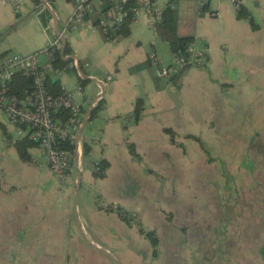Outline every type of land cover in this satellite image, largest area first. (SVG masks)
Here are the masks:
<instances>
[{
	"label": "crops",
	"instance_id": "crops-1",
	"mask_svg": "<svg viewBox=\"0 0 264 264\" xmlns=\"http://www.w3.org/2000/svg\"><path fill=\"white\" fill-rule=\"evenodd\" d=\"M14 1L17 12L0 0V58L37 52L63 32L70 52L63 54L64 44L61 54L71 59L54 63L62 72L47 83L58 80L60 91L74 92L82 122L62 183L35 144L29 161L19 157L14 143L21 138L0 112V264H264V0H243L240 15L229 0H155L162 10L175 5L177 34L191 36L207 55L203 66H186L169 79L150 66L151 53L165 65L173 56L165 61L164 41L144 16L130 23L127 36L108 40L94 24L116 15L105 0H91L93 13L75 26L69 25L72 0ZM138 98L142 110L134 121ZM204 134L230 142L226 156L239 157L238 171L250 177L225 186L224 202L206 204L208 191L202 215L192 214L201 199L197 186L190 201L182 197L180 219L190 228H169L166 193L151 175L168 172L169 151L185 156V146L196 147L199 155L192 136L203 142ZM100 160L108 165L96 178ZM186 162L179 168L198 173V161L195 169L193 159ZM108 202L139 214L141 229L158 239L156 254L143 231L102 211Z\"/></svg>",
	"mask_w": 264,
	"mask_h": 264
},
{
	"label": "built area",
	"instance_id": "built-area-1",
	"mask_svg": "<svg viewBox=\"0 0 264 264\" xmlns=\"http://www.w3.org/2000/svg\"><path fill=\"white\" fill-rule=\"evenodd\" d=\"M74 4L69 25L75 26L84 22L93 13L91 0H72ZM117 9L111 18L100 17L98 26L105 38L110 31H116L121 22L129 15L132 21L145 17L153 32L162 16V9L155 0H135L130 8L127 0H109ZM208 0H200L201 4ZM234 9L241 8L243 0H229ZM10 2L17 12L20 4ZM169 7L174 10L175 5ZM218 16V12L211 11ZM157 35V34H156ZM63 32L56 35L47 47L33 53L21 55L12 52L2 54L0 58V112L12 124L19 138L28 137L38 148L39 157L52 174L60 181L66 182L72 167L73 152L69 146L75 143L77 131L82 122V104L76 100L73 91L63 90L53 94L47 84L50 75H58L62 70L54 67L56 53L62 51ZM173 61L169 65L161 63L154 53L150 54V66L156 76L172 78L186 66H203L207 61L204 50H197L193 42L189 43L184 52L172 54ZM75 64V62H74ZM21 73L30 80L29 87L14 88L13 77ZM111 79L110 76L107 77ZM80 90V87H77ZM96 164L94 170H98ZM108 207V206H107ZM114 211L118 206L114 205ZM130 214V213H129ZM131 218V214L127 215Z\"/></svg>",
	"mask_w": 264,
	"mask_h": 264
},
{
	"label": "rangeland",
	"instance_id": "rangeland-1",
	"mask_svg": "<svg viewBox=\"0 0 264 264\" xmlns=\"http://www.w3.org/2000/svg\"><path fill=\"white\" fill-rule=\"evenodd\" d=\"M159 48L166 54V60H169L170 57V49L167 43L160 42ZM208 137L209 139L202 142L207 152H204L202 149L200 150L199 142L195 140V146L199 148V155H196L197 150L196 147L192 150L187 149L185 146V156H182L181 150L179 151H169V161L173 164L169 165L168 172H157L151 175V178L160 188L162 193H166L168 199V207L165 208L164 218L165 224L167 227L179 228V229H187L190 228L188 225H185L181 222L180 216L182 215V197L184 200L191 199V192L195 193L197 191L196 187L198 186V194L201 197L199 198V210L193 209L192 214L195 213L198 215H202L204 213L205 203H220L224 202L222 191L225 186H230L231 183H237L239 186L240 181L248 180L250 175L245 173H241L238 170L239 157H230L226 156L227 150H229L231 144L228 141H223L220 139L222 137L221 134H204V138ZM199 138V137H198ZM239 142H235L238 145ZM182 147L183 144L181 143ZM192 151H194L193 157L191 156ZM189 155V156H186ZM186 159H193L194 169L195 163L198 161L199 171L191 172L187 171L185 167H180L182 164H186ZM177 163V166L175 165ZM229 168L232 171H229ZM210 192V200L205 198V203L203 202V197ZM192 193V194H193ZM209 196V195H208ZM239 195H237V199ZM207 197V196H206ZM195 200V198H194ZM82 202V199H81ZM238 204V203H237ZM114 205L118 206L117 203H105L102 207V211L105 213L114 212ZM108 206V207H107ZM221 206V205H220ZM125 210V209H124ZM132 210V211H131ZM130 211L133 212L134 209ZM131 214V222L128 223L129 228L138 229L139 225V214L133 212ZM118 216V214H117ZM119 217V216H118ZM162 227V226H158Z\"/></svg>",
	"mask_w": 264,
	"mask_h": 264
},
{
	"label": "trees",
	"instance_id": "trees-1",
	"mask_svg": "<svg viewBox=\"0 0 264 264\" xmlns=\"http://www.w3.org/2000/svg\"><path fill=\"white\" fill-rule=\"evenodd\" d=\"M32 1L35 4L39 3V0H32ZM134 2H135V0H127L126 7L130 8V6H132L134 4ZM105 3L107 6H110L112 4L109 0H105ZM242 10H243V8L241 7L240 10H238L237 15H240ZM247 17H248L249 21L252 23L253 28H255L256 26L254 25L252 18H250L249 15ZM97 22H98V19L95 18L94 24L96 25ZM131 22H132V18H131L130 13H129V15L121 22L118 30L110 31L108 33V35L106 36V39L114 40L119 35L127 36L130 33V23ZM156 34L162 41L168 43L169 49H170L172 54L177 52V51L184 52L187 45L189 43L193 42V38L191 36H179L177 34V13L175 10H173L169 7V4L163 9L161 19L156 24ZM69 52H70V49H69L68 45L65 44L64 48H63V54L66 55V54H69ZM64 55L61 54V51L56 53L54 63L57 66H64L65 64H67L70 61L71 58L64 59ZM147 65H149V60L146 63H141L139 65H136L134 68L138 69L141 67H145ZM13 82H14V88L15 89H21L24 87L27 88V87H29V84H30L29 83L30 80L28 78H26L25 76H23L21 73H16L14 75ZM80 82L84 83V81L82 79H80ZM47 84H48V87L53 94H58V93L62 92L59 89L58 80L49 79ZM140 101H141V98H138L136 105H135V108H134V111H133L134 121L138 120V117H139L140 112L142 110V105H141ZM100 107H101V103L99 102L94 111H96ZM165 131L169 134L171 143H173V144L176 143L174 140V132L169 128L165 129ZM192 137L197 142H199L201 149L204 152H207V150L204 147V145L202 144L201 140L198 137H195V136H192ZM14 145L16 146L19 157L23 160L29 161L30 157H29V153H28V148L33 146L34 143H32V141L28 137H24V138H21L20 140L16 141L14 143ZM178 145L182 147L181 143H178ZM69 150L73 152L74 151V145H70ZM129 150H130L131 154L134 155L133 146L131 144H129ZM84 151H85V153L88 152L89 147L85 146ZM97 165H98L99 169L94 171V176L96 178H103L105 175V170H106L107 165H108L107 161L100 160V161H98ZM118 208L119 209L117 211V214H118L119 218L124 222L130 223L131 218H129L127 216L130 214L128 212H126L125 210H123L122 208H120V207H118ZM138 228L141 231H143L145 233V235L150 239L151 244L153 246V254H156V246H157L158 239H157L155 233L153 231H144L143 229H141V227L139 225H138Z\"/></svg>",
	"mask_w": 264,
	"mask_h": 264
},
{
	"label": "water",
	"instance_id": "water-1",
	"mask_svg": "<svg viewBox=\"0 0 264 264\" xmlns=\"http://www.w3.org/2000/svg\"><path fill=\"white\" fill-rule=\"evenodd\" d=\"M65 43L63 42V45H64Z\"/></svg>",
	"mask_w": 264,
	"mask_h": 264
}]
</instances>
